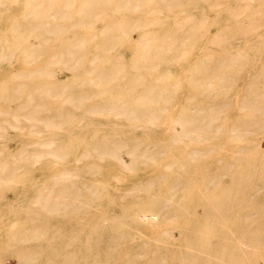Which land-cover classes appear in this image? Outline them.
I'll use <instances>...</instances> for the list:
<instances>
[{"label":"bare ground","instance_id":"bare-ground-1","mask_svg":"<svg viewBox=\"0 0 264 264\" xmlns=\"http://www.w3.org/2000/svg\"><path fill=\"white\" fill-rule=\"evenodd\" d=\"M62 208L118 227L87 260L134 222L264 264V0H0V264L60 255L10 219Z\"/></svg>","mask_w":264,"mask_h":264},{"label":"rangeland","instance_id":"rangeland-1","mask_svg":"<svg viewBox=\"0 0 264 264\" xmlns=\"http://www.w3.org/2000/svg\"><path fill=\"white\" fill-rule=\"evenodd\" d=\"M243 85V82H241L240 86L242 87ZM249 165V161L247 162V160L243 163V167L245 168ZM39 176L40 174L38 173V177ZM92 180L93 179H90V181ZM103 210L105 209L99 208L96 212H76L71 211V209L62 208L59 209V212H57L53 218L34 220L17 217L10 219V223L13 222L15 230L16 227L20 229V231L26 228V234L30 236L31 230H34V232L37 230L40 236L50 237L53 244H59L58 254L60 255L52 253V250L39 253L37 257L42 258L39 264H64V259L69 255L70 257H74L71 264H155L156 261L165 258L163 253H166V257L169 258L168 264H180L178 258L175 256L186 251L182 249L181 246H184L187 240L185 237V239L182 238L184 233H178V231L185 232L186 229L178 226L177 239H169L158 232L161 229H167L166 224H135L134 222H131L132 224H129L127 228L128 231H130V233H128V238L120 242L121 244L118 246L119 249L116 251L114 250L115 248L113 249V243L105 242L99 245L98 251L114 255L112 259L105 258L104 254H101V257H97L94 261L85 259L86 251L91 249L92 245L97 243L100 239L106 238L104 236L105 234L99 235V231L114 229L117 226L116 224L112 225L107 221H102L99 215L105 212ZM112 212L121 215L123 214V209L117 207L115 211ZM8 213L9 212H5V215L8 216ZM6 219L7 217L5 220H2V223L0 222V226H3V223L5 224ZM37 225L42 226L38 227ZM137 231H140L141 234H137ZM61 240L67 241L68 243L65 244L64 242L60 244V242H63ZM31 243L33 246L32 249L38 253L42 247L36 246L35 240H32ZM144 243H146L145 247L142 246ZM173 246L178 249H168ZM169 253L174 254V257H171ZM79 257L81 260H78ZM6 262L7 264H16V259L12 255H7Z\"/></svg>","mask_w":264,"mask_h":264}]
</instances>
